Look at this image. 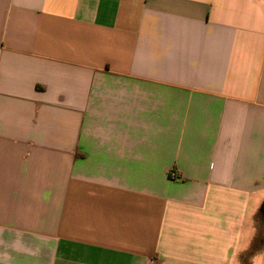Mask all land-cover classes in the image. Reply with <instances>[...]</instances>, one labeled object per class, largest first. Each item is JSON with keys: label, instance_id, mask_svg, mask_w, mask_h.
<instances>
[{"label": "crops", "instance_id": "crops-1", "mask_svg": "<svg viewBox=\"0 0 264 264\" xmlns=\"http://www.w3.org/2000/svg\"><path fill=\"white\" fill-rule=\"evenodd\" d=\"M263 203L264 0H0V264H264Z\"/></svg>", "mask_w": 264, "mask_h": 264}, {"label": "built area", "instance_id": "built-area-1", "mask_svg": "<svg viewBox=\"0 0 264 264\" xmlns=\"http://www.w3.org/2000/svg\"><path fill=\"white\" fill-rule=\"evenodd\" d=\"M169 175H170V177H174V173L173 172H171Z\"/></svg>", "mask_w": 264, "mask_h": 264}, {"label": "water", "instance_id": "water-1", "mask_svg": "<svg viewBox=\"0 0 264 264\" xmlns=\"http://www.w3.org/2000/svg\"><path fill=\"white\" fill-rule=\"evenodd\" d=\"M262 210H264V203H263V205H262Z\"/></svg>", "mask_w": 264, "mask_h": 264}]
</instances>
